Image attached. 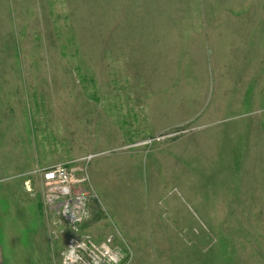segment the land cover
I'll list each match as a JSON object with an SVG mask.
<instances>
[{"label":"rangeland","instance_id":"obj_1","mask_svg":"<svg viewBox=\"0 0 264 264\" xmlns=\"http://www.w3.org/2000/svg\"><path fill=\"white\" fill-rule=\"evenodd\" d=\"M66 162L122 264H264V0H0L3 264H60Z\"/></svg>","mask_w":264,"mask_h":264},{"label":"built area","instance_id":"obj_2","mask_svg":"<svg viewBox=\"0 0 264 264\" xmlns=\"http://www.w3.org/2000/svg\"><path fill=\"white\" fill-rule=\"evenodd\" d=\"M95 156L88 155L84 161L89 163ZM71 165L62 163L40 172L46 189L45 205L51 207L58 217V224L66 231L67 242L60 264H122L123 251L115 245L112 236L98 240L83 232V226L90 218L89 192L85 185H77Z\"/></svg>","mask_w":264,"mask_h":264},{"label":"water","instance_id":"obj_3","mask_svg":"<svg viewBox=\"0 0 264 264\" xmlns=\"http://www.w3.org/2000/svg\"><path fill=\"white\" fill-rule=\"evenodd\" d=\"M0 264H3V255H2L1 246H0Z\"/></svg>","mask_w":264,"mask_h":264},{"label":"crops","instance_id":"obj_4","mask_svg":"<svg viewBox=\"0 0 264 264\" xmlns=\"http://www.w3.org/2000/svg\"><path fill=\"white\" fill-rule=\"evenodd\" d=\"M67 163V162H66Z\"/></svg>","mask_w":264,"mask_h":264}]
</instances>
